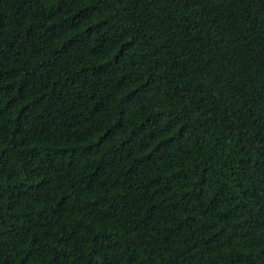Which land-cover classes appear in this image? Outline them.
Instances as JSON below:
<instances>
[{
	"label": "trees",
	"instance_id": "16d2710c",
	"mask_svg": "<svg viewBox=\"0 0 264 264\" xmlns=\"http://www.w3.org/2000/svg\"><path fill=\"white\" fill-rule=\"evenodd\" d=\"M0 264H264V0H0Z\"/></svg>",
	"mask_w": 264,
	"mask_h": 264
}]
</instances>
